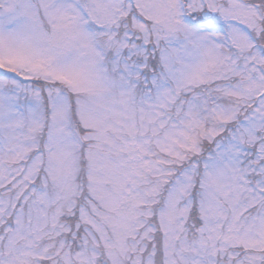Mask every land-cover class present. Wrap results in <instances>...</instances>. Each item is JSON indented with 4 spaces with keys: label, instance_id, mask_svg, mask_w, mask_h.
<instances>
[{
    "label": "snow or ice",
    "instance_id": "obj_1",
    "mask_svg": "<svg viewBox=\"0 0 264 264\" xmlns=\"http://www.w3.org/2000/svg\"><path fill=\"white\" fill-rule=\"evenodd\" d=\"M0 264H264V0H0Z\"/></svg>",
    "mask_w": 264,
    "mask_h": 264
}]
</instances>
